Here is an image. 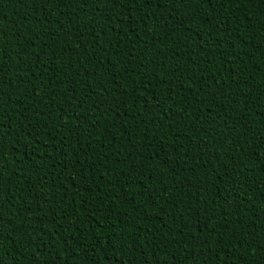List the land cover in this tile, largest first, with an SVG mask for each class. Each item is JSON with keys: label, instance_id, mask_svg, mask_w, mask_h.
Here are the masks:
<instances>
[{"label": "trees", "instance_id": "obj_1", "mask_svg": "<svg viewBox=\"0 0 264 264\" xmlns=\"http://www.w3.org/2000/svg\"><path fill=\"white\" fill-rule=\"evenodd\" d=\"M0 264H264V0H0Z\"/></svg>", "mask_w": 264, "mask_h": 264}]
</instances>
